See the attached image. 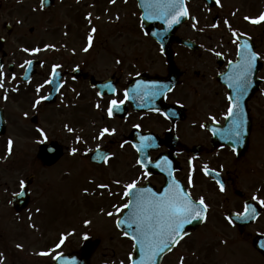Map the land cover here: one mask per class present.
<instances>
[{
	"label": "flooded vegetation",
	"instance_id": "af4514ba",
	"mask_svg": "<svg viewBox=\"0 0 264 264\" xmlns=\"http://www.w3.org/2000/svg\"><path fill=\"white\" fill-rule=\"evenodd\" d=\"M184 1L189 19L176 30L169 55L164 53L159 42L141 36L139 39L147 47L146 54L136 59L141 60L137 62L139 68L134 67L136 72L125 83L116 73L100 77L75 63L70 68L63 55V61L56 68L60 71L61 90L56 103L49 105L46 99L52 90L53 69L46 67V61L39 66L36 62L37 69L29 81H24L27 62L38 59L21 48L34 52L32 44L40 30L31 29L28 46L22 43L20 22L10 20L15 6L8 7L0 0V83L4 85L0 88V254L6 250L33 252L30 264H35L39 262L35 253L40 250L39 244L45 241L43 251H51L62 238H66L64 254H82L87 241L98 242L90 257L91 264L96 262L99 253L105 258L107 253L125 250L132 253L133 240L124 238L127 244H121L124 246L121 250L117 244V205L128 202L124 186L138 180V187H147L159 194L174 178L194 200L204 198L209 207L205 225L212 222L215 227L199 237L196 235L205 225L192 231L163 259V264H169L171 258L174 264H181V259L183 264H264V255L256 250L257 260L246 261L245 247L247 237L254 242L264 236V205L259 203L264 200V142L257 138L259 114L264 109V22L254 25L244 19L246 16L256 19L264 14V0H219L215 7L205 0ZM233 32L237 33L235 42ZM240 37L252 43L263 68L257 78L261 87L248 104L253 125L247 150L241 147L233 151L230 146L214 145L212 128H225L228 120L225 117L230 94L227 86L221 84L220 77L228 70L229 61L237 60V38ZM70 43L69 39L63 43L65 54L70 51ZM77 68L81 69V74L75 72ZM171 76H175V86L165 94L167 87L158 82ZM139 77L142 82L133 85ZM93 81L113 82L115 93L101 96ZM128 87L129 104L124 97ZM152 92L157 94L152 95ZM113 99L124 101L121 104L124 112L116 115L113 110L110 118L107 113ZM60 104L62 108L75 109L79 113V130L67 133V138L71 137L77 147L61 144L64 154L56 164L48 166L39 159L38 126L32 120L41 113L40 109H51ZM98 104L99 108L96 107ZM103 128L114 129L116 134L99 140L97 136ZM142 137L150 138L151 147L138 152L136 149L142 147ZM9 140L13 142L11 154ZM74 149L75 155L72 154ZM97 149L107 152L110 157L107 163L94 161L92 155ZM164 158L170 162L172 177L166 169L155 166ZM38 160L46 170L55 172L53 170L57 169L52 176L57 178L53 187H39ZM149 160L151 163H147ZM138 161L147 163L146 169H142ZM211 171L224 183L226 191L219 190ZM60 179H65L62 185ZM101 184L108 187H98ZM39 195L42 196L40 201ZM60 195H63L64 203L66 200L81 201L86 206L76 212L79 222L72 221L78 227L76 239L73 238L76 236L74 230L38 235L39 230L43 231V226L38 227L39 211L44 215L51 210ZM212 196L219 197L220 211L218 208L214 211ZM249 204L261 213L249 221L237 219V214L242 215L245 205ZM104 212L114 215L103 216ZM101 216L105 218V225L101 223ZM69 218V211L61 217L66 222ZM229 218L232 224H229ZM54 220L59 218L51 221ZM85 236L88 239H84ZM12 237L18 240L11 242ZM27 239L29 244L23 243L28 242ZM43 263L50 264V261L45 259Z\"/></svg>",
	"mask_w": 264,
	"mask_h": 264
},
{
	"label": "rangeland",
	"instance_id": "374dc122",
	"mask_svg": "<svg viewBox=\"0 0 264 264\" xmlns=\"http://www.w3.org/2000/svg\"><path fill=\"white\" fill-rule=\"evenodd\" d=\"M2 1L6 2V6L8 7L11 5L15 6L13 17L10 20L20 22L22 43L28 46V36L31 29L45 30L42 43L45 42L46 45L42 48V46L37 44L39 49H41L37 57L39 59H46L51 65L62 62V57L64 55V60L69 61L70 68H72V64L75 63V65L80 66L85 70H91L100 77H107L112 73H116L125 83L129 80V77L136 72L134 67L139 68L138 63H140L141 60L138 61L136 59L146 54L145 49L147 47L143 41L139 39L142 35H140L136 29L139 24L138 12L131 8L133 5L129 0H115V3H112V0H58L56 7L48 15H43L41 13L40 0ZM129 5L131 6L129 7ZM89 16L91 19H87ZM52 19H54V21ZM53 25L55 27H53ZM93 28L96 29L95 33L92 32ZM41 31L39 32L40 34L38 33L39 35L36 34L37 40L42 35ZM89 35L92 36V49L90 51H84L85 48H88V42L85 39H88ZM64 38L69 39L71 42L69 44L70 51L66 54L62 51L63 48L61 46V43L64 42ZM54 50L59 51V54ZM156 66L160 68L158 64ZM48 67L49 64L47 65V68ZM62 107L63 105L60 104L51 109L39 110V112H41L39 114V130L41 129L40 131H43L44 136L41 135V132L39 133L37 141L38 148L40 144L52 140L59 142L65 147H67V145H70V148L77 147L71 137L69 139L67 138V133H70V131L65 129L68 127L73 129L71 132H77L79 130L77 127L80 120L79 113L75 109ZM260 112L259 130L261 134L257 133V138L264 142V109ZM37 167L39 187L42 189L46 186H49L50 188L51 186L53 187V183L57 178H52V176H55L57 169L53 170L55 172L46 170L43 168V165L39 160ZM64 180L65 179H60L59 184L62 185ZM40 197L42 196L39 195V201ZM56 198L57 201L51 210L47 211L44 215L39 211L38 220L44 224L43 233L40 231L38 232V235H46L45 233H48V231H50L49 229H52V232L55 231L56 233L74 230L76 236L73 238L76 239L78 227L76 226V223H73L72 221L76 220V212H78L82 206L83 208L86 206H84V202L81 201L77 203V201L66 200V203H64L63 195ZM41 205L42 204L39 202V208H41ZM122 205L123 202L118 203V207H121ZM212 205L214 211L218 209L220 211L221 203L219 197L216 198L212 196ZM88 208L89 206H87V209ZM68 211L73 219L69 218L66 222L65 220H62L61 217L65 216ZM104 215H108V213L104 212L103 216ZM57 217L59 218V221L52 223L53 227L50 228L52 218ZM78 220L79 217H77V221ZM102 221L106 224V221ZM62 225L65 227H62ZM77 225L79 226L78 223ZM39 226L41 227L42 225ZM214 227V223L210 222L206 224L203 231L196 236L199 237V235H206L208 234L207 230ZM27 235H29V232ZM117 239L121 241L119 236ZM17 240L16 237L11 238V242H16ZM27 240L28 242L23 243L29 244V239ZM56 240L57 239L53 241V244ZM117 244L119 250L124 248V246L120 245L118 241ZM252 244V238L247 237L245 241L246 261L250 262L257 260L256 254L250 248ZM9 245L11 246V243ZM204 245L205 244H203L202 247ZM43 248H45V241L38 246V249ZM61 251L63 252L64 249ZM125 251L117 252L114 257L111 255L107 260L98 257L94 264H121L123 260L126 262L125 258L126 255H129V252ZM32 254L33 253L6 251V253L1 254V264H14L15 262L30 264ZM37 254L39 255L38 252ZM52 254L56 253L54 252ZM171 259L168 263L174 264V261ZM43 262L44 261H39L34 263L44 264Z\"/></svg>",
	"mask_w": 264,
	"mask_h": 264
},
{
	"label": "snow or ice",
	"instance_id": "6c2138e0",
	"mask_svg": "<svg viewBox=\"0 0 264 264\" xmlns=\"http://www.w3.org/2000/svg\"><path fill=\"white\" fill-rule=\"evenodd\" d=\"M219 3V0H216ZM112 3H115V0H112ZM145 8V16L143 19L151 20H161L169 28L174 24H179L182 17H187L189 15L187 8L184 5V0H146L143 5ZM235 13H233L234 15ZM91 19V17H87ZM245 20L250 23L257 25L264 22V14H261L256 19H250L245 17ZM227 24V21H225ZM213 27H218V25H213ZM231 29V25H228ZM96 29L93 28L92 32L95 33ZM234 37L237 36L236 32H233ZM235 42V41H234ZM92 46V36L88 37V47ZM51 47V46H49ZM27 52L28 49H23ZM41 49L37 48L34 50V53H39ZM84 51H88V48H85ZM220 55V53H216ZM259 59L258 55L252 51L249 44L244 43L239 46L238 58L235 63L229 61L231 65V72L228 76V85L230 88H235L239 96H243L251 84V77L253 69L255 68L256 61ZM31 66L32 61L27 62ZM23 67V65H22ZM56 67L53 68V74H55ZM15 77H13L14 79ZM4 85L0 83V88ZM140 87V86H138ZM152 95L157 93L152 92ZM125 100L128 98V92L124 93ZM7 97H5L6 99ZM229 108L227 110V115L225 119L232 118V122L227 129V135L229 137L239 138L242 135V125L243 120L237 119L235 114V109L239 105V100L233 101V97L229 96ZM39 103V101H37ZM124 101H117L115 99L110 101V106L108 108V116L111 118L113 116V110L121 106ZM97 108L100 105H96ZM214 119V118H213ZM138 127V126H137ZM68 131H73L69 128ZM115 130L103 128L101 129L97 139L102 140L106 135H115ZM215 134V133H214ZM41 135L44 136L43 131ZM142 147L137 148L138 152L143 151L144 149L151 147V144L148 142L149 137H142ZM80 140L77 139V143ZM13 142L9 140L8 142V151L11 154ZM123 147V144L121 145ZM98 153L97 158L103 159L105 163L110 159L109 156L99 154V149L96 150ZM235 151V149H233ZM76 150L74 149L72 154L75 155ZM147 163H151L149 160ZM147 163L144 161H138V164L142 169H146ZM161 170H167L170 177L173 176V173L170 168V162L167 158H164L159 163L155 165ZM205 174L207 175V166H205ZM144 175L147 176V171L144 172ZM219 175V173H217ZM219 185V190L221 192L226 191L224 183L220 180L216 181ZM23 184V182H21ZM118 183V182H117ZM138 180H134L132 183L126 184L124 196L127 198L128 202L124 203L121 207L117 208V214L123 213L125 209L128 210L127 215L123 220L117 221V227L121 223L125 224L128 229H134L132 235L129 236V233L126 231L124 235L129 239L134 241L133 247L138 252L140 256L139 264H156V258L164 253L167 249L168 251L172 250V247L178 246L182 240H184L187 233L185 232L186 225L193 223L194 221H206L207 212L209 207L205 202L204 198L201 197L199 200H194L191 193L187 192L179 182L174 178L169 183L168 187L163 190L161 193H156L152 189L147 187H138ZM192 183L191 178H189V184ZM100 188H107V185L101 184L98 185ZM254 200L257 197H253ZM261 205H264V200L259 201ZM109 216L114 215V213L109 212ZM256 209L250 205H245L244 213L237 214V219L241 220H250L255 219ZM229 224H232L233 221L229 218ZM87 223H90L87 222ZM62 238L60 244L57 245L59 248L64 243ZM84 239H88L87 236ZM18 247H20L18 245ZM51 253L41 252L39 255L47 256ZM55 260H60L61 256L57 255L53 257ZM129 260L132 264H137V262L130 256ZM181 264H183V259H181Z\"/></svg>",
	"mask_w": 264,
	"mask_h": 264
},
{
	"label": "water",
	"instance_id": "95a60500",
	"mask_svg": "<svg viewBox=\"0 0 264 264\" xmlns=\"http://www.w3.org/2000/svg\"><path fill=\"white\" fill-rule=\"evenodd\" d=\"M52 5V1H50L49 2V0H47V1H45V7H49V6H51ZM154 37H156V35L154 36ZM251 88H254V86H252ZM248 93H250L249 94V96L247 97V100L246 101H248L250 98H251V96H252V91L250 92H248ZM235 94H236V97H235V101L238 99L239 100V105H238V107L235 109V111H238V110H240L241 108H242V106H241V103H243V102H245L246 103V101L243 99V97L242 96H239L238 97V93L236 92V90H235ZM245 125H246V123H245ZM250 127V122H249V125L247 124V128H249ZM248 132H249V130H248ZM221 134H219V136H220ZM219 138H222V135L219 137ZM41 157L46 161V163L47 164H49V165H51V164H53L60 156H61V149L59 148V147H57V145H52V146H50V147H47V146H43L42 148H41ZM128 212V211H127ZM127 215V213L122 217V220H123V218L125 217ZM121 224H123V223H121ZM201 224V221H194L191 225H187L186 227H187V229H188V231L191 229V228H196V227H198L199 225ZM126 227V226H125ZM123 229H127V228H123ZM264 240V239H263ZM261 242V241H260ZM260 242L258 243L259 245H260ZM262 244V243H261ZM257 247H258V245H257ZM165 254V252L164 253H161V255L160 256H158L157 258H156V264H160V262H161V259H162V257H163V255ZM134 260L137 262V264H139V260H140V256H139V254H138V252H136V255H135V257H134Z\"/></svg>",
	"mask_w": 264,
	"mask_h": 264
}]
</instances>
